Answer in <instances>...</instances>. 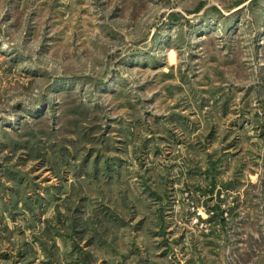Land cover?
I'll list each match as a JSON object with an SVG mask.
<instances>
[{"label":"rangeland","instance_id":"rangeland-1","mask_svg":"<svg viewBox=\"0 0 264 264\" xmlns=\"http://www.w3.org/2000/svg\"><path fill=\"white\" fill-rule=\"evenodd\" d=\"M0 264H264V0H0Z\"/></svg>","mask_w":264,"mask_h":264}]
</instances>
